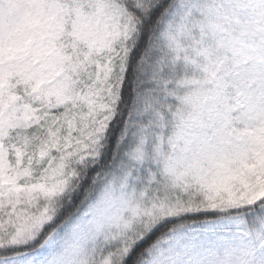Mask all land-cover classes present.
Returning <instances> with one entry per match:
<instances>
[{"label":"snow or ice","instance_id":"obj_1","mask_svg":"<svg viewBox=\"0 0 264 264\" xmlns=\"http://www.w3.org/2000/svg\"><path fill=\"white\" fill-rule=\"evenodd\" d=\"M0 264H264V0H0Z\"/></svg>","mask_w":264,"mask_h":264}]
</instances>
